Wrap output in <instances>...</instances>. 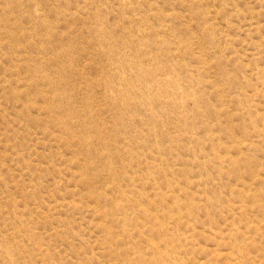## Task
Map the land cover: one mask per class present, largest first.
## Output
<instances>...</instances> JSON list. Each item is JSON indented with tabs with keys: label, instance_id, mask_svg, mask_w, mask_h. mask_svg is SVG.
I'll use <instances>...</instances> for the list:
<instances>
[{
	"label": "rangeland",
	"instance_id": "obj_1",
	"mask_svg": "<svg viewBox=\"0 0 264 264\" xmlns=\"http://www.w3.org/2000/svg\"><path fill=\"white\" fill-rule=\"evenodd\" d=\"M0 264H264V0H0Z\"/></svg>",
	"mask_w": 264,
	"mask_h": 264
}]
</instances>
